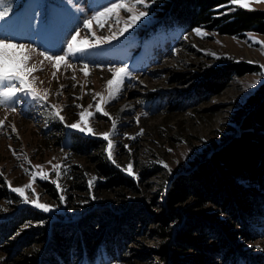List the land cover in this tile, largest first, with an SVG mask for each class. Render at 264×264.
<instances>
[{
	"label": "rangeland",
	"instance_id": "1",
	"mask_svg": "<svg viewBox=\"0 0 264 264\" xmlns=\"http://www.w3.org/2000/svg\"><path fill=\"white\" fill-rule=\"evenodd\" d=\"M111 2L115 0H99L102 6ZM147 2L150 4L147 9L149 15L123 35L119 34V29L124 27L123 21L129 15L124 10L119 13V23L114 17H110L103 28L98 27L96 22H92L91 31L83 27V20L98 10L97 0H72L71 3L68 0H11L7 5L11 10L0 24L10 26L11 31L6 33L10 38L36 50L30 53L32 59L29 64L38 69L42 67L43 71H36L28 78H36L33 86L41 94L47 90L48 100L45 104L33 101L29 96L13 105L15 112L0 106V121H4L3 126H0V187L8 192L7 195H13L0 196V213L6 212L11 207L10 204L17 202L18 206L15 209L11 207L8 213L22 205L34 207L23 203L22 198L9 187V182L11 187H21L31 181V176L25 170L49 173L47 180H41L37 176L32 188L38 194L39 202L52 206L49 212L55 214L53 217H57L55 212H59L64 206L67 215L75 216L88 210L86 204L90 199L102 200V195L94 194L91 189V195H87L73 187L76 178L72 175L79 171L87 172L89 159L83 157V153L79 155L72 146L76 137L86 139L80 137L85 135L100 140L107 157V141L100 134L112 133V119L116 120L115 132L110 135L114 144L113 159L116 166L119 165L125 171L131 163L135 177H138L144 165L159 168L160 172L148 181L151 188L146 198L158 197L159 190L168 185L169 178L193 170L195 160L213 143L223 144V137L231 132L229 127L234 125L232 117L235 111L264 86V77L258 75L264 71V54L260 44H252V39L264 42L263 34L248 31L243 35H228L199 27L207 35H197L193 30L183 35L178 31L140 35L139 30L157 20L153 9H156L161 0ZM246 2L249 8L243 9L264 11V0ZM225 6L226 9L220 15L241 8L232 2ZM138 10L145 9L138 6ZM76 30L80 31L78 40L87 37L89 42L95 40L92 32L96 36H110L112 32H116L117 37L97 48L70 57L69 62L75 66L74 69L62 65L57 71L49 61L40 64L43 57L39 52L63 54L66 51L65 38L70 39ZM85 63L89 64L87 76L81 70ZM125 65L130 75L125 78L118 98L101 105L110 114V119L96 112L95 104L100 102V97L96 96L95 100L93 97L95 93H101L107 98L106 81L112 78L109 67ZM236 65L252 69L238 73L235 71ZM54 71L55 78L52 75ZM73 75L75 80L72 79ZM209 82H219L222 86L217 91L208 90L204 86ZM61 85L64 87L61 88ZM89 105L92 107L89 108ZM53 106L60 110L63 121L52 115ZM84 110L93 113L91 117L86 116V120L87 126L95 134L69 127L77 122L84 127L78 115ZM74 131L82 135H74ZM141 131L142 135H138ZM57 164L61 166L58 179L61 187H55L57 197L52 198L40 188L39 182L52 183L56 180L53 165ZM164 164L168 165L171 172ZM37 165H42L43 168H35ZM92 179L89 177L88 182ZM26 195L29 199L36 198L32 190H26ZM61 195L65 197L64 202L60 201ZM86 196L90 197L87 199ZM130 197L134 198L136 195L128 194V198ZM117 200L118 197L111 190L105 201L116 205ZM158 201L163 202L161 197ZM190 202L189 200L178 207L182 210L187 208V212L191 213L188 207ZM225 206L230 208L229 205ZM218 209V203L211 201L199 210L214 213ZM136 213L133 210L129 217ZM158 213L159 211L151 210L153 220L159 216ZM221 216L227 218L225 214ZM144 227L149 226L147 224ZM258 230V237L247 243L246 250L264 264V226H259ZM153 238L152 233L145 230L144 236L137 237L133 251L129 252V255L133 253L130 262L113 264H155L148 259L151 258V255L148 256L151 248L157 244ZM187 253L193 252L188 250ZM10 259L8 253L0 251V264H10Z\"/></svg>",
	"mask_w": 264,
	"mask_h": 264
},
{
	"label": "trees",
	"instance_id": "2",
	"mask_svg": "<svg viewBox=\"0 0 264 264\" xmlns=\"http://www.w3.org/2000/svg\"><path fill=\"white\" fill-rule=\"evenodd\" d=\"M230 2L161 0L153 9L157 20L150 28L186 34L203 27L220 34L253 31L264 35V11L238 8L220 15ZM251 69L235 66L238 73ZM216 84L204 87L217 91L222 83ZM232 120L223 144L213 143L195 160L193 170L169 178L158 197L149 199L148 181L159 168L144 165L138 177L130 176L107 159L100 140L74 132L86 137H76L72 147L89 159V168L72 175L76 178L72 185L81 193L91 195L92 190L102 195L101 202L89 198L88 210L75 216L67 215L64 206L55 212L57 217L29 205L8 213L19 203L10 204L12 208L0 213V251L11 256L10 264L130 262L133 253L129 252L146 230L157 242L148 254L155 264H261L246 247L258 237V227L264 226V86L248 97ZM89 177L96 178L91 188ZM39 186L57 197L53 183L41 181ZM111 190L118 197L116 205L105 201ZM7 193L0 187L1 197H13ZM128 194L136 197L128 198ZM189 200L191 213L178 207ZM211 201L218 203V211L200 212ZM153 209L159 211L155 220ZM133 210L137 213L129 217Z\"/></svg>",
	"mask_w": 264,
	"mask_h": 264
},
{
	"label": "snow or ice",
	"instance_id": "3",
	"mask_svg": "<svg viewBox=\"0 0 264 264\" xmlns=\"http://www.w3.org/2000/svg\"><path fill=\"white\" fill-rule=\"evenodd\" d=\"M69 3L72 0H68ZM154 3L155 0H152ZM233 4L239 5L241 8H249V4L246 0H231ZM11 3V0H0V21L4 20L11 10L7 7L8 4ZM138 6H143L145 10H138ZM98 10L92 12L91 16L85 18L83 20V27L91 31L92 22H96L98 27L103 28L110 17H114L116 22H120L119 13L121 10H124L128 13V18L123 21L124 27L119 29V34L123 35L124 32L128 31L129 28L133 27L138 21L142 18L149 15L147 9L150 7V4L147 0H115V2L108 3L106 6H102L99 4V0H97ZM235 10V9H233ZM11 28L9 25L0 24V106L7 107L8 110L15 112L16 108L13 106L19 100L25 99L27 97H31L33 101L43 102L46 104L48 100L47 90L41 94L33 85L35 82V77L32 76L30 80L28 77L32 75V73L36 71H43V68H37L35 65H30L29 61L32 59L30 53L35 52L36 50L32 48L30 45L24 43H18L14 38H10L9 33ZM193 31L200 36L207 35V33H202L200 28L193 29ZM93 37H95L94 42H89L87 37L83 40H78L80 36V31L76 30L75 34H72L69 38H65L66 40V51L63 54H49L47 51L39 52V55L43 57V60L40 61V64L43 65L44 61H49L52 64V67L59 71L60 67L66 66L69 69H74V65L69 62V58L76 56L78 53H84L88 49L97 48L101 44L108 43L109 41L116 39L117 33L112 32L110 36H96L95 32L91 33ZM250 39H252L250 37ZM252 44H260L261 52L264 54V42L252 39ZM251 46V45H250ZM63 51V49H62ZM211 55H215L214 53H210ZM218 58V57H217ZM251 62V61H250ZM264 67V66H262ZM89 68V64H83L82 71H84V75H88L87 69ZM109 72L112 73V78L106 81V89L108 91V96L105 98L101 93H95L93 99L95 100L96 96L100 97V102L95 104L96 112L102 113L104 116H108L110 119V114L101 107L102 104L109 103L118 98L124 80L130 73L127 70V66L112 68L109 67ZM53 77H56V72L52 73ZM258 75L264 77V71L258 73ZM72 79L75 80V76H72ZM42 83V81H41ZM75 86V85H73ZM252 85H249L251 87ZM64 86L61 85V88ZM23 94V95H18ZM77 107H82L77 105ZM92 105H89L91 108ZM52 115L55 118H58L60 121L64 120V117L60 115V110L55 109ZM80 121L84 123V127H81L80 122L73 123L69 125V127L78 129L80 132L87 131L88 133H93V129L87 126V117H91L93 113L88 112L87 110L81 111L79 114ZM4 121H0V126H3ZM116 129V120L112 119V133H102L100 135L103 136V139L107 141V147L105 149L107 153V159L112 163H116L113 159V149L114 144L112 139H110V135L115 132ZM13 131L15 128L13 126ZM138 135H142L139 133ZM15 155V152L13 153ZM51 163V161H49ZM35 168L42 169V165L34 166ZM60 165H53V170L56 172L57 179L53 180L52 183L56 185L58 189H60V184L58 183V179L61 175L59 169ZM119 167V165H117ZM165 168H168L167 164H164ZM128 175L135 176V173L132 170V164L129 163L124 169ZM168 171L171 172V169L168 168ZM27 175L31 176V181L21 187H11V183L9 182V187L11 191L18 194L22 198V202L25 204H32L36 209H39L43 212H49L52 210V206L39 202L38 194H35L34 189L32 188V183L37 179L47 180L49 179V173L47 172H29L25 170ZM95 177L88 182L89 188L93 186L95 181ZM26 190H32L33 194L36 195L35 199H29V196L26 195ZM94 198V197H93ZM65 197L63 195L60 196V201L64 202ZM40 223H43L41 221Z\"/></svg>",
	"mask_w": 264,
	"mask_h": 264
},
{
	"label": "bare ground",
	"instance_id": "4",
	"mask_svg": "<svg viewBox=\"0 0 264 264\" xmlns=\"http://www.w3.org/2000/svg\"><path fill=\"white\" fill-rule=\"evenodd\" d=\"M53 38H56L55 36ZM56 40V39H55ZM53 43V42H52Z\"/></svg>",
	"mask_w": 264,
	"mask_h": 264
}]
</instances>
